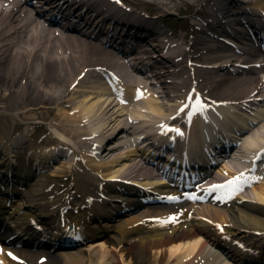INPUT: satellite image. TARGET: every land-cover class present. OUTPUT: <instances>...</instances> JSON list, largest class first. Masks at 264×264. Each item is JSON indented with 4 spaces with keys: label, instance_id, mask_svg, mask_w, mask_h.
<instances>
[{
    "label": "bare ground",
    "instance_id": "bare-ground-1",
    "mask_svg": "<svg viewBox=\"0 0 264 264\" xmlns=\"http://www.w3.org/2000/svg\"><path fill=\"white\" fill-rule=\"evenodd\" d=\"M6 1L8 5L5 4ZM112 1L69 0L72 3L69 5L80 12L79 14L75 12L79 28L59 32L55 31L53 25L43 23L40 10L19 4L17 0H0V116L14 111H18L17 114L26 115L25 111L39 109L37 114L48 120L60 111L59 120L51 122L55 133L61 137L60 141L61 139L66 140L65 134L75 138L80 152L89 157V163L83 166L85 170L95 169L104 172L106 176L105 179L104 177L101 179L88 171L74 172L80 185L78 193L82 197L94 195L100 184L101 187L116 185L117 179L122 176L130 179L136 178L135 180L146 185L155 184V181L148 179L152 171L137 158V150H122L116 156H110L109 160L91 159L90 156H93V153L83 151L87 145L86 135L90 136L98 132L99 139L101 136L105 138L107 129L110 136L108 146L110 151L106 156L111 155L123 145L122 143L116 145L113 140L117 141L119 136L128 132L122 123L124 111L117 110L113 106L115 102L107 95L103 86H86L88 78L83 74L87 69H89L87 72H90L92 65L99 64H110L114 68L125 71V64L121 61L122 56L127 57L124 52H115L105 47L103 41L99 40V34L102 35L104 32L100 27L103 28L106 24L111 27L114 24L116 27L121 23L127 24L118 20L113 21L112 14L101 19V16L110 9ZM131 1L137 2L142 7L159 11L180 10L185 4L191 8L202 5L199 11L200 19H193L192 22L184 19L185 28L188 22L190 25L188 32L171 35L167 30L160 28L155 21H152V29L149 32H140L143 37L135 50H139L136 55L142 54V56H135V59L144 62L148 68L154 69L153 77L160 84L161 88L158 92L163 97L176 100L180 94H175V92H183L181 94L183 95L189 90L190 82L196 79L202 89L212 91V93L219 90L221 96L229 97V94H238L253 86L252 92L258 90V93H264V76L260 74L264 66L253 65L260 61L258 55L256 53L233 54L231 44L227 45V42L217 37L219 32L232 31L230 27L235 23H240L234 13L238 10L247 11L245 7L247 4L241 0ZM248 3L254 5L255 11L251 13L248 11L251 14V20L254 21V16L259 17L260 15V8H264V0H250ZM95 11L98 12L96 16H94ZM116 11L117 9H114V12ZM69 13L70 11L68 15ZM132 17L141 18L128 13L126 22H129L131 20L129 18ZM85 28L97 29L98 41L83 37L88 34ZM189 29L192 30V39L188 38ZM135 31L137 30L133 29V32ZM118 32L120 30L115 29L114 34ZM242 35L246 36L245 33ZM180 39H182L181 42ZM184 43L187 47L183 46ZM166 49L169 50L168 56L163 54ZM91 60L99 62L93 64ZM138 63L133 64V68H137ZM230 65L236 67L238 72L232 73ZM243 74L247 75L243 76ZM129 77L131 80H136L132 73H129ZM76 80L79 83L76 88H73L72 84ZM71 91L78 93L81 99L78 101ZM210 96L215 98V96ZM217 99L224 100L225 98ZM146 104L151 115H170L154 93L146 100ZM138 109L141 119L149 118L148 113L145 114L141 112V108ZM263 114L264 112L260 116ZM263 129L264 122L257 125L253 132L245 137L243 145L251 149L258 144H264V138L260 135H264ZM7 133L9 132L4 133V138L7 137ZM98 144L99 148L100 143ZM70 147L74 152L77 151L75 147ZM9 156L12 157L11 154ZM6 161L4 166H0V175L3 176L2 181L8 182L11 180L8 170L11 171L12 166L7 165L6 169ZM27 174L32 181L30 182V178L26 179V181L29 180L26 190L18 191L17 202L13 204L8 214L12 218L13 227L6 224L2 235L7 238L10 232L24 231L31 241L29 244L23 242L24 246L18 250L23 256L34 260L47 253L49 259L61 260L64 264H82L85 258L77 251L65 248H60L58 251L53 247L42 248L36 245L37 239L30 224L31 219L36 218L51 224L55 222L56 212H58L57 205L63 200V196L56 194L52 198L54 192L48 190V184L42 179L33 178L38 174L36 170H30ZM22 180L18 178L15 182H22ZM130 199L135 200L136 197L132 196ZM115 204L119 206V203ZM109 209L113 212L116 208L112 205ZM155 211L161 213L160 210ZM93 213L94 216L101 215L100 217L106 214L107 223L99 239L96 231L85 223L88 237H96V241L91 240L92 244L89 246L92 248L91 256L94 257L89 264H114V262L135 264L132 251L142 252V258L150 260L149 264H198L203 257H209L211 247H218L227 256H235L233 253L235 246L232 241L219 235L210 222L202 218L194 219L198 214L225 222L228 224L229 234L254 239L260 246H264V182L252 187L243 204L234 202L227 209L211 208L203 204L194 213V217L188 222L186 228H175L172 232L155 230L142 233L141 227L131 228L130 224L134 221L154 215L153 210L150 209L133 215L127 221L121 220L119 215L114 217L111 212L105 213V209L101 206H98L97 213ZM105 231L108 232L105 233ZM255 234L263 237L257 240ZM107 242L112 243L111 249L106 248ZM258 259H261L260 255ZM208 264L211 263L208 262ZM221 264L231 263L224 261Z\"/></svg>",
    "mask_w": 264,
    "mask_h": 264
},
{
    "label": "rangeland",
    "instance_id": "rangeland-1",
    "mask_svg": "<svg viewBox=\"0 0 264 264\" xmlns=\"http://www.w3.org/2000/svg\"><path fill=\"white\" fill-rule=\"evenodd\" d=\"M193 9L185 4V5L182 6V8L180 10H178V9H175V10H163L161 12L162 16H166V18L164 17V19H165V21H164L165 22V24H164L165 27L164 28L168 29V31L170 33H172L173 31H176L179 34L182 33L183 31H185V27H184L185 23L183 21H184V19H186V17L189 18L191 16V15H189V12H192ZM167 20H170V22H168ZM166 25H168V27ZM188 28H189V22L187 23V28L186 29H188ZM190 38H191V35H190ZM94 60H96V59H94ZM94 60H91V62L92 63H96ZM253 87H251L250 89L245 90L244 92L242 91L241 93H238V94L237 93L229 94L228 96L231 97V98H234V99H239V98H242L244 96H248L249 94L252 93L251 90H252ZM213 93H212L213 95H217L216 97H218V96L219 97H224L225 96V95L221 96L222 94H221V92L219 90H217L216 92L213 91ZM76 99L79 101L81 99V97H77ZM159 100L162 101V102H166V100L163 99L162 97H159ZM37 111H38V109L29 110V115H26V117L23 116V115H18L16 112H10L9 114H5L4 116L2 115V116H0V127H5L6 126V127H9V128L10 127L14 128V126L19 127L20 125H25L26 127H24V128L27 129L28 131H31L32 127L38 126L39 127L38 128L39 132L43 133L44 130H45V127H44L45 124H42L41 122H29L31 120H46L44 117H39V115L36 114ZM12 113H14V114H12ZM30 113H33V114L30 115ZM47 123H50V121L47 120ZM262 124H263V122H262ZM260 135L263 136V138H264V135H262V134H260ZM67 163L66 162H59L58 164L55 165V167L53 166V168L51 169V172H53L56 167H61L62 168L61 171H56L55 172L57 175L58 174L60 175V176H58L59 178L58 177H55L57 179L49 178L48 175L46 173H44V174H41V176H40L41 179L44 182L48 183V184L51 183V182L60 183L61 179H63L65 181V179H66V177L68 175V171L64 170L66 168V166L68 165ZM126 219H127V217L123 218L122 220H126ZM87 251L88 250L85 249V252H87ZM139 253H135L134 254L136 258H138ZM89 255H90L89 252L84 254L85 261L87 260ZM149 262H150V260L147 259L145 264H149ZM56 263L63 264L61 261H60V263L59 262H56ZM86 263L87 262H85V264ZM82 264H84V263H82ZM114 264H120V263L119 262H117V263L114 262Z\"/></svg>",
    "mask_w": 264,
    "mask_h": 264
},
{
    "label": "snow or ice",
    "instance_id": "snow-or-ice-1",
    "mask_svg": "<svg viewBox=\"0 0 264 264\" xmlns=\"http://www.w3.org/2000/svg\"><path fill=\"white\" fill-rule=\"evenodd\" d=\"M177 131H182V130L177 129ZM257 179H258V177H257Z\"/></svg>",
    "mask_w": 264,
    "mask_h": 264
}]
</instances>
